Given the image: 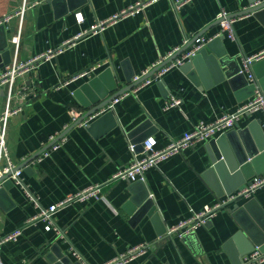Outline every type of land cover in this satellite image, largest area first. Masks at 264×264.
<instances>
[{
	"label": "crops",
	"instance_id": "crops-1",
	"mask_svg": "<svg viewBox=\"0 0 264 264\" xmlns=\"http://www.w3.org/2000/svg\"><path fill=\"white\" fill-rule=\"evenodd\" d=\"M25 1L21 17L16 12ZM261 1L189 0L176 8L175 0H0L1 37L12 54L18 33V61L45 54L18 77L20 84L35 80L39 94L26 102L16 96L13 104L21 107L7 123V146L16 165L39 155L42 159L24 166V185L14 183L0 191V236L22 231L0 245L4 264H103L141 243H149L150 249L127 264H241L256 243L264 241V185L250 197L240 196L218 208L192 232L170 231L205 205L235 193L254 175L264 174V149L244 182L234 180L227 188L216 179V168L214 175L208 173L213 154L221 151L220 140L232 152L228 133L235 132L234 141L244 150L239 130L259 147L262 111L242 113L232 128L149 167L144 179L113 177L133 157L130 135L136 140L145 130L146 137L156 138L158 148L166 147L264 90V54L249 67L244 62L264 51V8L242 13ZM138 2L145 3L140 10L107 23L101 31L85 33ZM222 9L239 15L233 24L235 39L224 34L192 64L173 67L160 80L132 88L88 115L98 97L102 100L131 84L134 75L184 46L186 36L217 33ZM98 63L89 74L76 77ZM4 91L0 88V114L6 105ZM172 96L181 103L166 108ZM96 184L101 185L99 196L74 197L55 212L63 235L47 230L46 222L36 217L42 208ZM147 194L152 205L140 208Z\"/></svg>",
	"mask_w": 264,
	"mask_h": 264
},
{
	"label": "built area",
	"instance_id": "built-area-1",
	"mask_svg": "<svg viewBox=\"0 0 264 264\" xmlns=\"http://www.w3.org/2000/svg\"><path fill=\"white\" fill-rule=\"evenodd\" d=\"M152 1V0H150ZM189 0H175V7L178 8L183 3ZM145 5V3L138 2L134 5H130L126 8H123L121 11L114 13L108 19H104L98 21L94 25L91 26L85 33H96L101 31L104 26L111 22L115 21L119 17L123 15H127L130 13H134L140 10V7ZM27 7L26 1L23 3L22 7L16 12L21 17H23L25 9ZM79 18L82 16L78 15ZM239 15H231L227 10L222 9L218 13V19H221L220 30L215 33L211 37L199 36L195 39V42L192 46L185 49L181 54L177 55L176 57L168 59L182 47V45L174 47L170 50L166 55L162 57L157 63L153 64L152 67L146 69L140 75H134L133 80H138L141 76L147 74L153 67L157 66L158 64L167 61L164 63L160 68H158L151 76L147 77L145 80L140 82L134 87V90H138L141 87L151 83L153 80H160L161 77L168 72L171 68L182 66L186 61L190 60L199 49L204 47L207 43L213 40L216 37L221 35L227 34L230 38L235 39L236 33L234 31V21L237 19ZM10 16H7L5 19H8ZM4 20H0V24L3 23ZM81 34H84L81 33ZM80 34V35H81ZM78 35V36H80ZM19 33L14 37V47L15 53L13 61L6 66L3 72L0 75V88H5V109L0 114V187L3 186V183L6 180H11L13 183L22 184L23 182V169L24 166L18 167L16 163L12 160L9 149L7 146L6 141V132H7V123L9 117L16 113L21 105H14L13 101L16 96H18L22 101L26 102L33 96H37L39 94V90L35 86V80L29 79L26 80L24 83H18V77L26 70L30 68V66L34 65L36 62L39 61L40 58L45 57V54H41L31 58L28 61H18L17 60V48L19 45ZM191 38L186 36L184 39V44H187ZM50 54V53H49ZM49 54L46 56H49ZM264 54L262 51L259 55H255L254 57H246L245 58V65L249 67L251 62L258 57H261ZM100 63L93 65L89 70L82 71L76 77L83 76L85 74H89L92 70L98 67ZM252 78V75H251ZM126 93V92H125ZM119 97L114 98V101H117ZM181 103V99L178 97H170L166 101L165 107H172L177 106ZM248 111H262L264 114V90L257 91L255 96L249 100L248 102L242 104L240 107L237 108L236 111L227 112L221 115L220 117L216 118L211 122H201L198 124L194 129L191 131L185 132L181 137L177 139H173L166 147L158 148L156 146V138L153 136L146 137L141 142V149H138V143L132 141L129 137V147L133 153V157L129 163L124 165L123 167L119 168L113 175L114 178H123L129 181H138L140 179H144V172L152 166L157 165L160 161L166 159L170 155L182 150L183 148L193 147L199 142L208 140L219 133L225 132L227 129L232 128L236 121L239 119L240 115L244 112ZM47 155V151L45 152ZM41 160V155L36 157V160ZM10 173L5 179L1 180V177ZM264 185V174L254 175L242 188H240L235 193H232L225 199L219 200L214 205H205L201 211L194 212L190 217L181 221L176 227L170 229V231H177L180 234H185L196 230L197 228L205 225L208 222V219L214 212L223 206H225L229 201L236 199L240 196L250 197L253 192L260 186ZM101 192V185L96 184L92 185L82 191H79L73 197L70 196L63 201L50 205L48 207L42 208L39 213L37 214V218L43 219L46 224L45 227L47 230H55L58 234L63 235L62 229L56 224L54 214L55 212L63 207L68 201L71 199L78 198L84 200L91 196H99ZM21 229H16L14 232L6 235L0 236V245L10 239H17L21 235ZM151 245L149 243H141L138 245H134L129 247L126 251L120 253L113 259L106 261L103 264H127L132 259L141 256L148 252ZM74 254L79 260H83L82 255L74 249ZM264 261V250L260 248L259 245H256L255 248L247 255L241 264H254L256 262ZM0 264H4L2 260V256L0 254Z\"/></svg>",
	"mask_w": 264,
	"mask_h": 264
},
{
	"label": "water",
	"instance_id": "water-1",
	"mask_svg": "<svg viewBox=\"0 0 264 264\" xmlns=\"http://www.w3.org/2000/svg\"><path fill=\"white\" fill-rule=\"evenodd\" d=\"M256 4L251 6V7H249L248 9H245L244 11H242V13L253 12V11H257L259 9L264 8V0L259 2V3H256ZM217 20L219 22L221 21V19H217ZM3 30H4V24L1 23L0 24V75L3 72L2 69L4 67H6L8 64H10L13 61V58H14V52L12 54L11 47L8 45V43L6 41V38L5 37H1V33L3 32ZM199 36L200 35H195V37L193 39H191L187 44H185L184 46L180 47V49L177 50L168 59V61L170 59L176 57L177 55L181 54L185 49H187L190 46H192L193 43L195 42V39L197 37H199ZM222 36L224 37V35H221V36L216 37L213 40H211L204 47L199 49L198 52L193 57H191L190 60L186 61L182 66L192 64L193 63L192 61L195 60L201 53H204L206 51L207 47L213 41H216V40H219V39H223ZM218 56H219V54H217L215 56V58H217ZM166 62L167 61L162 62V63L158 64L157 66L153 67L147 74L141 76L138 80H133L132 83L129 84L128 86H126L124 88L117 89L116 91H114L113 93H111L107 97L102 96V100L100 99V97H98L99 98L98 101L96 103L92 104L91 109L88 111V115H91L92 113H94L98 109L106 106L115 97H118L122 93L134 88L137 84H139L140 82L145 80L147 77L151 76L158 68H160ZM254 63H256V60H253L250 65H252ZM115 88H117V87H115ZM79 121H80V119H77V121L75 123H78ZM251 127L253 128V125H251ZM145 132L148 134V131L144 130L142 132L144 135L142 137H140L139 139H136V140L134 138H132V136L130 135V138L132 139V141H135V142L138 143V149H141V142L146 138V133ZM234 133L235 132L233 131L232 133L230 132V133L227 134V136H228V138H229V140L231 142L232 152L231 151L229 152V150H227V147H225L227 144L223 145L224 143L220 140V145H221L220 149H221V151L216 150V152L214 153L215 155L213 154L212 163L214 164V166H213V168L209 169V171H208L209 174L214 175V171H215L214 168H216L217 169L216 171L218 173V176H215L216 179L218 178L217 179L218 182H219V179H221L223 184L227 188L230 187L229 183L234 181V180H236V182L238 180H242L241 182H244L246 180V176H248L249 171L251 169V166L256 161L257 154H259L260 150L264 149V136L263 135L260 134L261 136H260V138H258V146L259 147L257 148L253 144H250V143L247 142V138H245V135H244L245 131L239 130L238 133L242 137V139L244 140V143L246 144V148L244 150L243 148H240L239 142H235L234 141V139L235 140L237 139V136ZM232 135H234V136H232ZM61 137H62V135H60V138ZM56 140L57 139H54V142H56ZM218 142H219V140H218ZM230 142H229V145H230ZM34 159H36V157H33L31 159L26 160L24 162V164H21L18 167L27 166L28 165L27 163L30 162L31 160H34ZM220 159H221V161H219ZM9 174L10 173L2 176L1 180L5 179ZM242 177H243V179H242ZM12 184H14V183L11 180H6L3 183V186L0 187V191L4 190L5 187H8L9 185H12ZM142 202L139 203L140 208H146L147 205H149L151 207V205H152V199L148 197V194H147V196L144 198V200ZM239 207L240 206L238 205L235 208V210H237ZM256 244L259 245L262 250H264V241H261L259 243L257 242Z\"/></svg>",
	"mask_w": 264,
	"mask_h": 264
}]
</instances>
